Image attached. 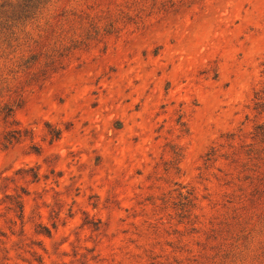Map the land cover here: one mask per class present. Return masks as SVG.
<instances>
[{
    "label": "rangeland",
    "instance_id": "obj_1",
    "mask_svg": "<svg viewBox=\"0 0 264 264\" xmlns=\"http://www.w3.org/2000/svg\"><path fill=\"white\" fill-rule=\"evenodd\" d=\"M0 264H264V0H0Z\"/></svg>",
    "mask_w": 264,
    "mask_h": 264
},
{
    "label": "trees",
    "instance_id": "obj_2",
    "mask_svg": "<svg viewBox=\"0 0 264 264\" xmlns=\"http://www.w3.org/2000/svg\"><path fill=\"white\" fill-rule=\"evenodd\" d=\"M9 142H11V140H9Z\"/></svg>",
    "mask_w": 264,
    "mask_h": 264
}]
</instances>
